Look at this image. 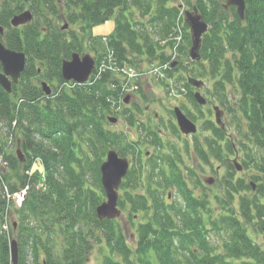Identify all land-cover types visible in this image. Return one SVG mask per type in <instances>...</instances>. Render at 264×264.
I'll return each instance as SVG.
<instances>
[{"label":"trees","instance_id":"trees-1","mask_svg":"<svg viewBox=\"0 0 264 264\" xmlns=\"http://www.w3.org/2000/svg\"><path fill=\"white\" fill-rule=\"evenodd\" d=\"M225 1L0 0V39L27 55L13 92L0 85V264H14L13 241L17 264H91L97 245V264H264V244L257 239L264 240V0H246L245 19ZM194 8L210 25L196 60L183 15ZM27 9L33 19L12 26L13 16ZM62 17L64 24H58ZM110 19L115 27L108 41L94 36V27ZM180 36L178 64L168 76L184 82L197 112L182 104L186 115L203 120L200 126L210 131L201 141L194 135V152L176 122L155 126L150 115L144 122L123 103L109 66L110 60L121 69L168 63L171 42L163 41ZM85 47L97 65L105 57L102 70L88 83L63 87L64 60ZM190 77L203 80L208 101L234 118L238 139L217 126L213 109L207 114L197 102ZM41 78L51 84V94L43 91ZM139 93L144 95L142 87ZM112 115L124 117L137 139L113 129ZM111 149L131 159L119 206L131 220L142 218L135 245L118 219L97 215L106 197L101 164ZM232 155L255 170L248 183L235 179ZM214 160L228 168L222 190L213 197L196 195L190 182L198 184V169H213ZM168 188L177 189L180 199L170 202ZM26 189L18 206L15 194Z\"/></svg>","mask_w":264,"mask_h":264},{"label":"water","instance_id":"water-1","mask_svg":"<svg viewBox=\"0 0 264 264\" xmlns=\"http://www.w3.org/2000/svg\"><path fill=\"white\" fill-rule=\"evenodd\" d=\"M226 8L234 6L241 19H245V13L247 8L246 0H227L224 3ZM33 19V13L30 9H27L19 14H16L11 19V25L19 27L25 25ZM185 21L190 27L192 35V46L189 50L192 60L200 59V49L202 46V39L204 33L209 30L210 25L203 19L197 8L193 10L185 11ZM66 26H64L65 28ZM0 33H4L3 26L0 25ZM176 63L173 64L175 66ZM27 66V55L23 51H17L7 47L0 39V85L6 92L11 94L13 92V84H18L22 73ZM96 66L95 58L90 54L81 55L78 52L73 53L71 59L64 60L62 65V76L67 81H77L79 83H85L89 80ZM189 82L197 88H202L205 83L203 80L196 78H189ZM43 87L47 94H50L51 90L48 87L47 82H43ZM196 100L199 104L205 105L207 99L200 91L195 93ZM130 96H127L125 102L128 103ZM216 122L218 125L224 128V122L222 117L224 110L219 106H214ZM177 122L180 130L189 135L197 132L198 127L195 122L189 119L180 107L174 109ZM112 121H117L116 118H112ZM18 157L22 160L23 152L19 148L17 150ZM234 164L239 171L243 170V165L239 163L238 158L234 159ZM130 167L128 158L121 157L116 150H109L106 159L101 164L102 184L106 193V199L96 208L97 215L100 220L104 219H116L122 215V210L119 207L120 198V186L124 177L127 175ZM210 182H213V178H210ZM12 256L14 264L18 263L19 248L17 241L12 242Z\"/></svg>","mask_w":264,"mask_h":264},{"label":"rangeland","instance_id":"rangeland-1","mask_svg":"<svg viewBox=\"0 0 264 264\" xmlns=\"http://www.w3.org/2000/svg\"><path fill=\"white\" fill-rule=\"evenodd\" d=\"M176 2L177 3H183V0H176ZM55 21L58 24H64L65 20L62 17L61 19H57V20L55 19ZM114 27H115V20L110 19L106 23L95 26L93 29V34H94V36H98V37H106L114 31ZM87 44H88V46L91 47V41L90 40L87 41ZM87 53H90L92 56H94L93 53L89 50V47H85V50L83 51V54H87ZM37 66H39V64H37ZM182 73L185 74V72H182ZM42 80H46V79L42 78L41 81ZM41 81H39L40 86H41ZM181 84H182L181 82H178L179 87L181 86ZM50 86H51V84H50ZM141 87L143 89L144 95L139 93L137 96L136 95L132 96L131 100L129 101V103L127 105L128 107L133 108L134 104H136L139 101V99H137V98L140 97L139 104L141 105V111H145L147 109H150V111H151V113L149 114L150 116L156 118V116H157L156 114L158 113L159 119H163L160 117H164L163 120H167V121L170 118H171V120L173 119L174 121H176V118H175L174 114L171 112V110L174 109L175 107L181 108L182 104H186L187 106H189V108L193 112H196V108H194L192 103L187 98L186 94L184 96L182 95V97L180 99H177L175 97L170 96V94L167 92L166 87H164L163 84L160 81L156 80L155 78L144 79ZM204 88L201 89V92L203 93V96H205L207 98L210 95L207 94V92L205 91ZM209 108H210V104L205 105V107L203 106V109L205 111L206 110L208 111ZM207 111H206V113L208 114ZM149 115H144V117H143L144 122H148L147 118ZM112 116H114V115H112ZM117 117H119L121 119L118 122L111 123L112 127H114L113 129H118V130H123L125 132H128L129 135L131 136V138L137 139V135L135 133L134 134L132 133L131 128L127 125L126 121L124 120V117H122L121 115H119ZM212 118L214 119V112L212 114ZM157 120L151 119V121L154 125H156ZM202 121L203 120L195 121L197 123V125L199 126V131H198L196 136H197L198 140H200V141L203 140V138L206 134L210 133V131L208 132V130L202 129V127L200 126ZM223 121L225 122V125L228 128L227 130H228L229 134L232 137L238 139V135L236 133L237 132L236 127L234 125V118L232 116L228 115V113L226 111H225V114L223 115ZM160 123H161V121H160ZM134 132H136V131H134ZM187 139H188V142L190 144L191 152H194V147H193L194 137L189 136ZM176 140H177V138H175V141ZM179 143L184 144V141H181V142L179 141ZM240 154L242 155V152H240ZM232 157L234 158L233 155H232ZM239 160L241 161V159H239ZM187 163L188 164L192 163L191 158H189L187 160ZM213 163H214L213 169L208 167V166H205L204 170L198 169L199 180H200L198 184L197 183L191 184V182H190V186H191V188H193L196 195L209 194L210 197H213L216 193H219L222 190V182L224 183V179L228 175V168L226 166H224L223 163H221L219 160H214ZM241 163H242V161H241ZM252 171H255V170L252 168L251 169L244 168V170L241 172L237 171V173L234 174V177H235V179L238 177H243V178H245V180L248 183L251 180L250 175H251ZM210 177L213 178V181H214L211 184H210V182L209 183L206 182V180H208ZM168 192H173V194L171 195V198L169 199L170 202H174V201L180 199V195H179L177 189L168 188L166 190V193H168ZM118 220L121 223V225H122V227L126 233L128 242L131 245H135L137 225L142 220V218L137 216V217H135L134 220H131L128 217L127 212L123 211V215L121 217H119ZM257 239L262 244H264V240L261 237H258ZM103 252L108 253V249L105 245H104ZM101 259H102V252H101L99 245H97L95 247V250L90 255V263L91 264L100 263Z\"/></svg>","mask_w":264,"mask_h":264},{"label":"built area","instance_id":"built-area-1","mask_svg":"<svg viewBox=\"0 0 264 264\" xmlns=\"http://www.w3.org/2000/svg\"><path fill=\"white\" fill-rule=\"evenodd\" d=\"M178 40L181 39V37L177 38ZM113 63V65H112ZM105 63L102 64L101 66V70L102 67L104 66ZM108 66V65H107ZM109 66H111V69L113 70H117L118 72L122 73V75L124 76V78L126 79V81L124 82L122 88L126 91H133L138 89V85L134 83L135 80H138L139 78L144 77L145 75H152V76H156L158 78H166V74H165V69H167L169 67V64H164V65H160V64H152L150 66V68L145 71H137L134 68H130V67H126L124 66L122 69L117 65L116 63L111 61L109 62ZM168 82L170 83L171 87H173V81L172 80H168ZM172 94L175 93L174 88H172L171 90ZM26 190L22 191L21 193H17L15 194V196H17L18 201L20 202L25 194H26Z\"/></svg>","mask_w":264,"mask_h":264},{"label":"flooded vegetation","instance_id":"flooded-vegetation-1","mask_svg":"<svg viewBox=\"0 0 264 264\" xmlns=\"http://www.w3.org/2000/svg\"><path fill=\"white\" fill-rule=\"evenodd\" d=\"M42 79V78H41ZM41 79H40V81H41ZM43 81V80H42ZM41 81V82H42ZM48 82V81H47ZM49 83V82H48ZM50 85V84H49ZM137 99H139V101L136 103V104H134V107L132 108L133 110H134V112L136 113V114H138V116L139 117H141V119L144 117V115H149L150 113H151V111H150V109H147V110H145V111H142V112H140L141 111V105L139 104V102H140V97H138ZM210 104V109H213V103H211V102H209L208 101V99H207V104L206 105H209ZM171 112L174 114V116H175V113H174V109H172L171 110ZM157 116H156V118L155 117H150V120L151 119H158L156 122V124H161L160 123V121L161 122H164V124H168L169 123V121H174L173 119L171 120V118L167 121V120H163L164 119V117H160V118H163V119H159V117H158V113L156 114ZM120 119L121 118H118V121H120ZM117 121V122H118ZM152 122V121H151ZM175 122V121H174ZM164 124H161V125H164ZM155 126H157V125H155ZM134 129V128H133ZM183 135V134H182ZM165 136L166 137H168V138H170L171 140H175V137L173 136V134H171V133H168V135L165 133ZM184 137H186V138H188L189 136H193V135H188V136H185V135H183ZM194 137V136H193ZM193 142H194V140H193ZM189 159V158H188ZM130 160V162H131V159H129ZM131 164V163H130ZM209 181V179L208 180H206V182H208ZM121 190V189H120ZM169 198H171V194L169 195Z\"/></svg>","mask_w":264,"mask_h":264}]
</instances>
